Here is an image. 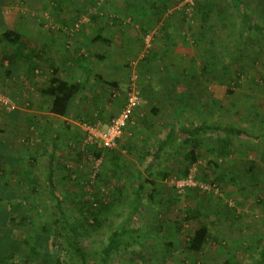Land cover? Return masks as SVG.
<instances>
[{
	"label": "rangeland",
	"instance_id": "1",
	"mask_svg": "<svg viewBox=\"0 0 264 264\" xmlns=\"http://www.w3.org/2000/svg\"><path fill=\"white\" fill-rule=\"evenodd\" d=\"M111 1L124 10L121 17L106 12ZM234 3V0H194L193 5H186L185 0H7L6 6L16 18L14 30L18 31V26L26 23L31 30H36L35 24L45 20L59 26L68 25L69 30L74 28V38L79 39L76 43L74 41L73 47L72 43H66L65 51L69 57L79 58L80 62L86 56L94 61L95 52L104 54L105 43L93 42L104 29L99 31L102 23L113 19L120 23L129 19L135 22L138 18L142 21H136L139 27L135 28L140 42L139 63L147 65L145 69L153 74L141 75L134 63L129 62L124 69L133 70V74L125 75L128 78L126 86H112L114 81L110 76L94 84L89 96L69 119L70 130L62 135L54 150L51 139L61 130L63 120L51 114V101L41 94V90L49 86L56 63L35 74L40 68L34 66L37 55L32 46L35 39L30 41V46L19 49L0 43V99L10 98L15 102L14 108L0 105V256L11 252L31 256L33 264H42L45 258L55 264V256L60 255L49 249V245L47 249L46 235L40 232V224L49 225L46 223L49 222L47 209L50 207L47 195L41 193L44 189L42 180L36 193L32 183L39 165L54 150L56 180L66 196L70 219L83 220L85 213L82 214L81 202L87 203L86 209L88 205L90 208L91 205L92 208L102 205L104 215L112 213L116 215L114 220L131 214L140 199L145 204L153 203L149 216V225L152 224L153 229L148 228L145 232L155 235L152 236L154 240L136 249L145 261H134V264H226L227 261L251 264L254 253L243 248V243H253L264 234V37L260 38L249 29L244 42L235 48L237 54H226L227 50L235 52L233 47L241 32L242 19ZM39 6L43 7L41 19ZM135 24L128 23L123 30L130 31ZM27 31L26 28L22 32ZM148 33L153 36V47L149 51L144 46V35ZM162 46H168L167 53L160 52ZM178 51L201 55L194 60L200 64L196 65L199 74L182 73L184 62L179 55L183 54ZM14 52L18 59L22 57L15 66L1 59ZM159 54H163L164 61H160ZM222 57H228L226 62L223 60V65ZM215 65L218 70L211 72L210 67ZM63 74L61 71L59 76L69 77ZM35 75L41 76L42 84L35 82ZM130 77H135L136 89L142 97L141 110L131 119L119 147L106 151L89 142L84 127L88 124L106 125L122 108L124 92L126 98L130 91ZM177 82L185 92L172 99ZM162 86L167 87V94L161 93L157 98L150 95L151 91L156 92ZM182 87L179 88L181 92ZM145 89H151L150 94ZM171 89L172 93L169 92ZM162 96L180 104L178 107L184 109L183 118L194 109L192 104H187L192 101L197 112L214 116L215 108L211 109L209 103L212 99V103H217L214 106L218 108V121L243 124L249 128L254 124V130L263 137L259 141L232 139V147L226 151L219 140L205 137L197 140L189 147L171 153L155 176L149 178L155 183V188H151L153 200L145 192L135 196L139 190L140 173L149 164L146 151L150 143L155 141V136L164 137L167 120L176 117L172 108H163V112L157 108ZM244 117L245 123H242ZM191 148H196L198 155L194 163L187 155ZM189 173L200 181L215 180L219 194L195 190L180 197L174 181ZM145 184L150 188L146 181ZM13 211L19 221H25V226L9 223ZM238 215L241 220L232 225L233 218ZM215 217L220 219L212 231L217 236L218 245L211 240L203 253H189L187 241L190 233L200 224H211ZM175 219L185 221L182 234L176 232ZM37 220L39 223L34 224ZM243 224L248 227L242 228ZM106 225L109 226L108 222ZM218 232L221 235H217ZM105 234L104 227L83 233L96 246H101ZM163 238L171 245H163ZM26 240H31L38 248L33 251L34 247L28 246ZM135 253L129 252L126 261L119 264H131L129 257Z\"/></svg>",
	"mask_w": 264,
	"mask_h": 264
},
{
	"label": "trees",
	"instance_id": "2",
	"mask_svg": "<svg viewBox=\"0 0 264 264\" xmlns=\"http://www.w3.org/2000/svg\"><path fill=\"white\" fill-rule=\"evenodd\" d=\"M234 2V5L239 9L238 14L242 19L241 32H239L238 38L233 47V50L236 52L235 48L244 42L247 30L250 29L262 37L264 34V28L254 27L253 25H255V23L253 22V19L244 12L242 4L239 3L238 0H234ZM247 23H251L252 27H248ZM22 39L23 36L16 31L7 28L0 29V43H8L11 46H14V48L19 49L24 46V44H22ZM93 42L109 44V42L106 41V39H103L100 35L96 36ZM235 52L227 50L226 54L228 56L237 54V52ZM227 58L228 57H222V60L220 59L221 65L224 64L223 60L226 62ZM1 59L7 61L10 65L22 61V57L18 59V54L15 52L11 54L8 53L2 56ZM84 60H89L88 56L84 57ZM91 62L90 65L92 67L88 69V75L84 82H72L70 80L62 79L58 76V70L53 69L49 86L47 89L41 90V94L51 101V107L49 108L51 114L58 120H64L61 125V130L51 139L54 150L57 149V145L62 139V135L66 134L71 128L69 119L75 114L79 104L78 101L84 96L88 86L98 81L99 77L96 64H93V61ZM34 70L35 69H33V71ZM217 70L218 67L216 65L210 67L211 72ZM111 85L114 86L115 84ZM180 87L182 86L178 82L177 88L179 89ZM183 112L184 109L176 110L174 121L168 123L165 127V136L162 138L159 137V135L155 136V141L150 143V146L146 151V155H148L150 159L149 164L144 171L141 173L139 172L140 182L137 183L139 184V190L134 193L136 194L135 196L145 192L147 197L153 200L154 194L151 188H155V183L149 178L155 176L157 169L164 164V161H167L171 153L181 151L182 147H189L197 140H201L204 137L212 140H219L222 143V149L226 151L228 148L232 147V139L241 138L244 140L259 141L263 137L262 134L254 130L253 123V128H249L243 124L236 125L222 121H209L206 117H195L194 113L183 118ZM180 116L182 119H180ZM245 119L246 118L244 117L241 122L245 123ZM250 124L251 123H249V125ZM197 147L198 146H196V148ZM196 148L188 149L187 152L190 161L193 163L197 162L198 159ZM54 150L50 152L48 159L39 165L38 173L32 183L34 184V193H36L35 191L38 190V186L42 180L44 189L41 193L47 195L46 198L50 202V207L47 209L49 211V222L46 223L49 225L40 224V232L43 235H46L48 243L47 249L50 246L49 249L60 253V255L58 254L54 258L55 264H65V262H68L69 264H119L121 261H126L125 259L128 258L126 255L129 252L135 253L138 247H142L147 242L154 240V237L152 236L155 235H148L149 233H146L147 230H149L148 228L153 229V227H150L153 225H149V216L151 215V206L153 203L145 204L141 199L139 203H135L136 205H134L131 214L126 215L124 218H118L117 220L113 219L116 215H112V213L108 215L106 212L104 215L102 205L97 208H92V205L90 208L88 205V209H86L84 206H86L87 203L83 202L80 203L84 209H82V214L85 213L82 215L83 220H79V218H77L76 221L70 219L66 196L59 188L56 180V152ZM31 166L34 167L35 165L32 164ZM217 180H219V177H217ZM145 181L148 185H151L150 188H146ZM211 183L216 184L215 180ZM190 191H195V189H189L184 194H179V196L188 195L190 194ZM10 214L9 223L14 225H16L15 223H18L20 226H25V221L23 219H21L22 221H19L16 212L13 211ZM39 217L40 216L38 215V218ZM214 219V221L210 222L211 224H200L199 227L190 233L187 241V251H189V253H192L193 255L203 253L211 240H215L214 244L218 245L216 242L217 236L216 234L214 235L212 231L216 229L217 223L220 219L216 217ZM233 219L235 221L231 223L232 225H234L237 220H241L239 215L237 218L235 217ZM113 221L117 222L114 224ZM165 221L170 224V220L166 219ZM107 222L109 225L108 227H106ZM174 222L176 225V232L182 234L185 221L175 219ZM38 223L39 221L37 220L34 224ZM101 227H104L106 232L105 237L103 238L104 240L102 241L101 246H96V243L93 245V243L86 239L83 233L89 231V229L98 230ZM244 227L247 228L248 226L243 224L242 228ZM219 234L221 235L220 232L217 233V235ZM30 238L31 237H29V239ZM163 239V245L167 247L171 245L167 239ZM258 239L253 243H243V248L254 253L251 264H264V234H262V237L259 236ZM25 243L30 247H34L32 248L33 251H35V247L38 248L31 240H26ZM62 257L65 259H62ZM142 259L145 261L144 258H141L139 252H136L129 257L131 264H134V261L136 263L138 260L141 261ZM0 264H33V260L29 255L19 256L16 253L7 252L0 256ZM42 264H51L50 259L45 258ZM226 264L233 263L227 261Z\"/></svg>",
	"mask_w": 264,
	"mask_h": 264
},
{
	"label": "crops",
	"instance_id": "3",
	"mask_svg": "<svg viewBox=\"0 0 264 264\" xmlns=\"http://www.w3.org/2000/svg\"><path fill=\"white\" fill-rule=\"evenodd\" d=\"M240 3L242 4V6L244 8V12L253 19V22L255 23V25H253V26L257 27V28H264V0H240ZM0 4H1L0 5V29L7 28L9 30H13V31L20 33L23 36L22 42H24L23 43L24 46L25 45L30 46V41H33L35 39L34 45L32 46V48H33L35 54L37 55V57L36 58L31 57V58H34V60H35L34 66L36 65V67H40V68H37L35 74L44 71L43 67H45V66H51V65L53 66L54 65L53 63L55 62L57 65L56 69L58 68L57 69L58 70V76L60 75L61 71L64 73L63 74L64 76L69 75V77L68 76H67V78L62 77V79L70 80L72 82H84L85 81V79L88 75L87 74L88 69L92 67L90 65L92 63L91 60L89 62H86L84 60L80 62L79 58L69 57L67 55V52L65 51V47H68L66 43H72V47H73V44H75L76 41L79 39V38H77V39L74 38V31H73L74 28L72 30H69L68 25L59 26L58 23H55L53 21H46L44 19L46 23L39 21L40 22L39 24H37V23L35 24V28H37L36 30H31L30 25H28V23H26L23 26L17 25L19 27V28L17 27L19 29L17 31L16 29L14 30V26L16 25V21H15L16 18L14 17V15L10 14L11 10H9V8L6 6L7 0H0ZM42 9H43V7L39 6L38 11L40 14V19L42 18L41 17L42 11H43ZM106 12L111 13V14H115L117 17H121L122 13H125L123 9H121L119 6L115 5V3L112 1L108 5ZM139 17H141V16H139ZM145 19H146V17H145ZM114 20L115 19H113L111 21L110 20H106V21L104 20L105 22L102 23L101 27H99L100 28L99 31H101L102 28H104L101 31L100 36H102L103 39H106V41H108L109 44H105L107 46V48H104V51H103L104 54L100 51H98V53H96V52L94 53L93 58L95 60L93 61L94 62L93 64H96V67H97V74L99 77L98 81L101 82L105 77L110 76V79L114 81L111 84H115L114 87L120 88L121 87L120 84H122L123 86H126V84H127L126 81L128 80L127 76L130 74H133L132 73L133 70H131V69L125 70L124 69V66L126 67L129 62L134 63L135 68L137 69L136 71H138V73H140L141 75L145 74V76H146V74H153V73H151L150 71L147 72V70L145 69V67H148L147 65L139 63V59H141V58L139 56L140 47L138 48V44L140 42L137 41L138 40L137 38L139 36H138V33L135 31V28H136V26L139 27V23H142V21L141 20L138 21V18L136 20H134L135 22H133L131 19H129V20L125 21V23H120L118 20H115V21ZM136 21H138L139 23ZM128 23L129 24L130 23H136V24H135L134 28L131 29L130 31L129 30L128 31L123 30V26H127ZM103 25H105V27H103ZM250 25H251V23H250ZM26 28L29 29V31L23 33L22 31ZM183 31L185 32L186 29H184ZM71 32H73V33H71ZM263 37H264V34L262 37L260 36V38H263ZM82 38L84 39L83 36H82ZM74 41H75V43H74ZM180 46H182V45L180 44ZM167 48H168V46H166V47L162 46L160 52L165 54V52H166L165 50H167ZM178 52L180 54H183V55H179V59H181V62H184L183 67H182L183 68L182 73L185 74L186 72H189V73L195 72L194 73L195 75L199 74L198 70L196 69L197 68L196 65L200 66V64L199 63L196 64V61L194 62V60L199 59L201 57V55H197V53H189L190 54L189 55L187 53V51H186V53H181L182 51H178ZM163 54H161V55H163ZM210 54H212V53L210 52ZM161 55L159 54L160 59H161L160 61H164L165 57L164 56L161 57ZM65 56H67V57L65 58ZM91 58L92 57H89L88 59H91ZM37 59L39 60V63H38ZM135 59L137 61L133 62ZM25 60H28V59L26 58ZM60 63L63 65H61ZM14 66H15V64H14ZM10 67H12V66H10ZM167 67L171 68L172 65H167ZM193 70H195V71H193ZM125 75H127V76H125ZM134 75H136V74H134ZM98 81H96L94 84H96ZM35 82H37L38 84H42L41 76L35 75ZM177 83H176V85H177ZM94 84L88 86L87 91L85 92L84 96H82L80 101H78L79 104L83 101V99L85 97L89 96V90L91 89V87ZM172 89H173V87H172ZM172 89L169 92L172 93L174 90V89L173 90ZM146 91L149 93L151 91V89H148V90L145 89V92ZM183 92H185L184 89L181 92V90H179L177 88V91L175 90V92L171 98L176 99L177 97H179V95H182ZM151 93L152 94H150V93L149 94L152 97L157 98L161 93H162V95L164 93L167 94V87L162 86L160 88V90H157L156 92L151 91ZM166 98H167L166 96H162V99L159 100L161 105L157 106V108H160L162 112H163V108H168V109L172 108L174 110V114L176 113V110L183 109L182 107H178V106H180V104H177L176 102L173 103L172 99H168V101H169L168 102L166 100ZM123 99L124 100L126 99L125 98V92H124V98ZM124 100H123V104H124ZM155 102L157 103L158 101H155ZM209 103L211 105V109L215 108L216 114L214 116H211L209 113L210 117H208L209 116L208 114H204L202 112H197L198 109H197L195 103H193V101H192V103H187V104H189V106H191V104H192V106L194 107V109H193L194 111H191L190 113H186L187 114L186 117L190 116L191 113H194L195 115L194 114L193 115L196 117L198 116V118L199 117H206V118H208L209 121H218V108L214 106L215 103H212V99H210ZM79 104H78V108H79ZM139 111H137V113L134 115V117H136L138 115ZM117 112H119V111L117 110ZM174 118L175 117L173 116L172 118L168 119L167 123L173 122ZM180 119H182V118H180Z\"/></svg>",
	"mask_w": 264,
	"mask_h": 264
},
{
	"label": "built area",
	"instance_id": "4",
	"mask_svg": "<svg viewBox=\"0 0 264 264\" xmlns=\"http://www.w3.org/2000/svg\"><path fill=\"white\" fill-rule=\"evenodd\" d=\"M186 5H193L194 0H185ZM78 25L76 24V27ZM153 36L148 33L144 35V46L147 51L153 47ZM131 87L122 108L117 112L106 125L88 124L84 127L89 142L97 144L104 150H114L119 147L128 124L131 119L140 110L142 97L136 89L135 77H130ZM0 105L4 107H15V102L10 98L0 99ZM174 186L178 194H184L189 189L200 190L208 194H219V188L216 184L198 180L193 173L174 181Z\"/></svg>",
	"mask_w": 264,
	"mask_h": 264
}]
</instances>
